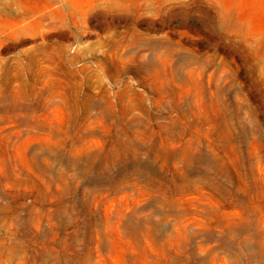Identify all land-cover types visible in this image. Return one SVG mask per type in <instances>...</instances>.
Listing matches in <instances>:
<instances>
[{
  "label": "rangeland",
  "instance_id": "374dc122",
  "mask_svg": "<svg viewBox=\"0 0 264 264\" xmlns=\"http://www.w3.org/2000/svg\"><path fill=\"white\" fill-rule=\"evenodd\" d=\"M0 264H264V0H0Z\"/></svg>",
  "mask_w": 264,
  "mask_h": 264
}]
</instances>
